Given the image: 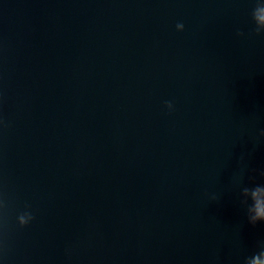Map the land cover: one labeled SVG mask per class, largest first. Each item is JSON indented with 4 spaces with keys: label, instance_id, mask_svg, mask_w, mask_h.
Segmentation results:
<instances>
[{
    "label": "water",
    "instance_id": "obj_1",
    "mask_svg": "<svg viewBox=\"0 0 264 264\" xmlns=\"http://www.w3.org/2000/svg\"><path fill=\"white\" fill-rule=\"evenodd\" d=\"M262 131L264 0H0V264H264Z\"/></svg>",
    "mask_w": 264,
    "mask_h": 264
},
{
    "label": "clouds",
    "instance_id": "obj_2",
    "mask_svg": "<svg viewBox=\"0 0 264 264\" xmlns=\"http://www.w3.org/2000/svg\"><path fill=\"white\" fill-rule=\"evenodd\" d=\"M179 27H180L181 30H183L184 26H183V24H180ZM255 32L257 34L260 33L257 30H255ZM237 34L238 35H243L242 32H238ZM165 103L167 105V108L169 110H172V108H173L172 103L171 102H167V101ZM261 135H264V131L261 132ZM260 175L262 177H264V171H261ZM259 186H261V185H255V186H253L251 188L245 186L240 191V195L242 197V199L240 200V204L242 206L246 207L248 222L250 224H252L253 226H255L258 222H264V209H257L255 215H253L252 214L253 203H251L250 205L248 204L249 198H247L246 194L249 193L250 191L254 190L255 188L259 187ZM212 198L215 199L216 197L213 196ZM33 219H34V216L32 215V213H30L27 219L21 218V222H20L19 226L21 228H23V227L27 226Z\"/></svg>",
    "mask_w": 264,
    "mask_h": 264
}]
</instances>
